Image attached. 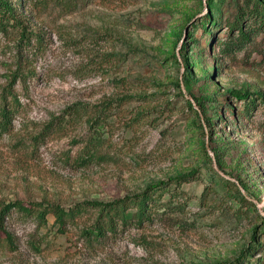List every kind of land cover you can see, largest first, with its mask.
<instances>
[{
    "label": "rangeland",
    "instance_id": "obj_1",
    "mask_svg": "<svg viewBox=\"0 0 264 264\" xmlns=\"http://www.w3.org/2000/svg\"><path fill=\"white\" fill-rule=\"evenodd\" d=\"M12 1L39 42L19 46L13 31L0 33V98L11 90L18 99L0 130V202L68 208L195 174L170 184L148 221L98 239L82 234L91 208L62 231L52 213L39 223L12 210L0 264H216L253 244L243 264H264V100L241 114L232 94H264L255 0ZM238 17L246 40L230 27ZM80 104L87 113L74 115Z\"/></svg>",
    "mask_w": 264,
    "mask_h": 264
},
{
    "label": "trees",
    "instance_id": "obj_2",
    "mask_svg": "<svg viewBox=\"0 0 264 264\" xmlns=\"http://www.w3.org/2000/svg\"><path fill=\"white\" fill-rule=\"evenodd\" d=\"M20 3V2H19ZM251 8L254 11V17H257L256 20L261 23L264 22V14L258 6V0L253 2ZM18 4L12 0H0V33L7 34L9 32L14 33L16 36V43L20 46L23 45L31 47L38 43L39 38L36 32H33L30 29H27L23 24V20L18 12ZM209 13L205 12L202 15L200 27L203 32H207V24L209 21ZM196 24V23H194ZM231 29L237 27L240 31L238 37L240 39H248V34L243 32L241 26V20L238 17L230 24ZM205 35V34H204ZM35 42V43H33ZM184 50V46L180 47V51ZM175 57V56H174ZM186 72V75H185ZM187 69L184 66V71L181 73V79L187 77ZM125 79H119L117 85L124 84ZM183 83V82H182ZM185 87V84H183ZM174 87L178 90V93L184 95L183 88L181 87L180 81L176 80L174 82ZM234 97L244 102L241 114L248 113L255 105L257 101L264 100V94L261 92L249 93L244 92H232ZM190 99L186 98L187 105L191 108L192 101L196 103V106L199 108L198 120H204L205 112L201 108V101L196 97L195 94L188 93ZM132 98V96H129ZM192 98V100H191ZM197 98V99H196ZM0 130L7 131L10 123L13 118V109L14 105L18 104V99L11 90H8L7 93L3 92L0 98ZM86 106L83 104L80 106H74L72 113L74 115H83L86 112ZM92 117H88V120ZM199 126L202 124L199 122ZM207 149L213 152L214 145L211 137L208 138L206 145L203 146V151L205 155H208ZM215 153V152H214ZM210 161V158H209ZM216 165L219 167V164L216 160ZM195 174V169H190L186 172L179 174L173 178L168 179L167 181H160L156 184L148 185L142 192L134 195H125L121 198L109 201V202H83L78 203L68 208H64L60 205L47 204L43 205L40 202H31L28 205H25L21 200H14L10 202H0V226L3 225L4 218L12 211L18 210L24 215H33L39 223H44L46 221V216L49 213H52L55 217V222L58 224V229L62 231L61 228L65 226L69 221H74L88 208L95 210L96 216L94 221L87 227L82 230V234L90 238H102L106 236L107 233H112L116 230L119 225H126L129 223L141 224L143 221H148L151 217L152 211L151 207L158 201L161 195L167 191H172L174 189L170 188V184L178 185L183 182H188ZM264 223V219H263ZM0 230L5 234V238H9L10 235L0 227ZM258 244H253L241 250V252L229 262H220L216 264H243L244 259L249 258L252 255V252L258 249Z\"/></svg>",
    "mask_w": 264,
    "mask_h": 264
}]
</instances>
